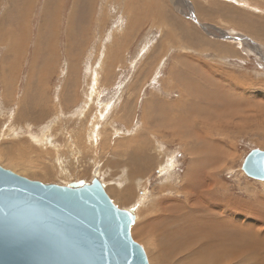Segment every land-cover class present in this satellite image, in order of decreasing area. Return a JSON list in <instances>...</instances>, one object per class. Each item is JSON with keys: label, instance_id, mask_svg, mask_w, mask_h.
<instances>
[{"label": "rangeland", "instance_id": "obj_1", "mask_svg": "<svg viewBox=\"0 0 264 264\" xmlns=\"http://www.w3.org/2000/svg\"><path fill=\"white\" fill-rule=\"evenodd\" d=\"M17 9L0 0V165L61 186L101 180L116 206L135 208L131 234L149 264H264V180L243 170L264 150V0ZM28 86L40 92L25 101ZM198 156L199 184L214 192L197 214L225 219L220 230L241 244L226 257L198 229L181 230ZM213 206L223 211L203 215ZM248 243L257 248L243 251Z\"/></svg>", "mask_w": 264, "mask_h": 264}, {"label": "water", "instance_id": "obj_2", "mask_svg": "<svg viewBox=\"0 0 264 264\" xmlns=\"http://www.w3.org/2000/svg\"><path fill=\"white\" fill-rule=\"evenodd\" d=\"M243 170L264 180V150H252ZM136 216L99 179L61 186L0 165V264H149L131 234Z\"/></svg>", "mask_w": 264, "mask_h": 264}, {"label": "bare ground", "instance_id": "obj_3", "mask_svg": "<svg viewBox=\"0 0 264 264\" xmlns=\"http://www.w3.org/2000/svg\"><path fill=\"white\" fill-rule=\"evenodd\" d=\"M9 1V3L11 4V7L12 8H18L19 9V3H21V2H25V1H27V0H8ZM53 1H57V0H53ZM83 2V1H82ZM81 1H80V3H82ZM85 2V1H84ZM79 4V3H78ZM84 4V3H83ZM82 4V6H84ZM87 5H88V3H87ZM77 6V5H76ZM79 6V5H78ZM77 6V7H78ZM9 7V6H8ZM85 7V6H84ZM79 8V7H78ZM7 9V8H6ZM18 9L16 10V11H18ZM20 9H24V6H20ZM8 10V9H7ZM45 10H49V6H47V9H45ZM44 10V11H45ZM51 10V9H50ZM21 11H24V10H21ZM57 11V10H56ZM8 12V11H7ZM50 12V11H49ZM55 12V11H54ZM76 12V11H75ZM81 12H82V10H81ZM74 13V12H73ZM47 14V13H46ZM77 14V13H76ZM75 15V14H74ZM82 15V14H81ZM48 16V15H47ZM70 16H73L72 15V13H71V15ZM76 16V15H75ZM49 17V16H48ZM80 17H82V16H80ZM84 17V16H83ZM47 19V18H46ZM46 19H44V20H46ZM53 19H54V17H53ZM72 19V18H71ZM48 20V19H47ZM80 20H81V18H80ZM54 21V20H53ZM48 22H49V20H48ZM55 22V21H54ZM78 22H79V20H78ZM46 23V22H45ZM44 23V24H45ZM51 23V22H50ZM50 23H48V24H50ZM55 24V23H54ZM77 24V23H76ZM80 24V23H79ZM45 25H47V24H45ZM44 25V26H45ZM53 25V24H52ZM52 25H51V27H52ZM70 25V24H69ZM78 25V24H77ZM76 25V26H77ZM49 26V25H48ZM46 27V26H45ZM77 27H79V26H77ZM44 28V27H43ZM48 28V27H47ZM50 29V28H49ZM48 29V30H49ZM53 29H54V27H53ZM69 30H71L70 28H69ZM79 31V30H78ZM53 32V31H52ZM54 33V32H53ZM52 33V34H53ZM73 33V32H72ZM71 33V34H72ZM79 33H80V31H79ZM78 33V34H79ZM47 34V37H48V33H46ZM69 35V34H68ZM72 36V35H71ZM72 38V37H71ZM49 39H51V38H49ZM48 39V41H50ZM39 42V41H38ZM42 44V43H41ZM36 50H37V48H36ZM47 60V59H46ZM47 64V63H46ZM46 66V65H45ZM46 68V67H45ZM49 68V67H48ZM47 69V68H46ZM45 69V70H46ZM43 71H44V68H43ZM44 72H46V71H44ZM47 74H49V73H47ZM51 74V73H50ZM50 75H48V76H46V79L48 80V78H50L49 77ZM45 77V76H44ZM45 79V78H44ZM48 82V81H47ZM46 83V82H45ZM46 84H44V86H45ZM43 88V87H42ZM218 88V87H217ZM219 89V88H218ZM40 90V86H38V88H35V89H33V88H30L29 89V86L27 87V89L25 90V93H24V97H25V101H26V99L28 100V98H30L31 99V97H36V94H38V92H40L39 91ZM223 91V90H222ZM225 92V91H224ZM233 92V91H232ZM39 95V94H38ZM208 95V94H207ZM224 95V94H223ZM225 96V95H224ZM38 97V96H37ZM40 97V96H39ZM221 98V97H220ZM46 99V98H45ZM224 99V98H223ZM29 101V100H28ZM21 102V101H20ZM24 102V101H23ZM26 105H27V103L26 104H23V105H21L23 108H22V110H20V113H19V115L20 116H24V112H25V107H26ZM40 114H42V112L40 111ZM21 118V117H20ZM34 118H36V117H34ZM48 134V133H47ZM47 135L45 134V135H43V137L41 138V139H45V138H47L46 137ZM40 139V140H41ZM203 158V157H202ZM199 156H198V159L196 160V162H195V164L190 168V170H189V173L187 174V180H186V189H188V196H189V199H188V201H189V203H188V205H186V204H182L180 207H182V212H183V214L186 216V218H185V220H184V224H183V226H182V228H181V230H190V231H193L194 229H198L199 230V236L200 237H202V238H204L205 240H206V242H205V248H208L209 246H212V245H215V244H217V245H219L218 247L219 248H222L223 250L222 251H220L219 253H217V254H213L216 258H220V257H226V256H228V250H233L234 248H239V247H241V244H237V242H239V241H235L234 243H232L231 241H229L228 239L230 238V235H228L227 234V230L224 228V230H225V232H223V231H221L220 229L221 228H223V226L225 225V219L224 220H221V219H218V221L220 220V223H218L216 220H215V222H212V221H208L209 219H207V220H204L203 218H204V216H202V217H200L199 218V216H198V214H197V212H199V199L200 198H204L203 197V195L204 194H206V193H213L214 192V190H213V188L211 187V186H208V187H202L201 188V185L199 184L200 182H199V176H200V173H199ZM133 166H135V170L134 171H138V168L136 169V165H133ZM211 197H212V194H211ZM206 200V198H204V201ZM207 201H205V203H206ZM190 203H192L193 205L191 206L190 205ZM207 204V203H206ZM211 205V204H210ZM209 207H211V206H209ZM185 208H187V210H185ZM219 208H221V207H218V206H213L211 209H206V208H204L205 210H203L202 211V213H203V215H205V214H208V213H210V212H214L215 214H218L219 212H222L223 211V209L222 210H218L217 211V209H219ZM229 210V209H228ZM197 214V215H196ZM191 215V216H190ZM190 216V217H189ZM191 217H196V218H198V221H199V223L197 222V224L196 225H191V224H189V223H187V220L188 219H190ZM202 220V222H201V224H200V221ZM208 221V222H207ZM186 223H187V226H186ZM198 227V228H197ZM227 228V227H226ZM241 233V232H240ZM234 235H235V233H233ZM238 236V235H237ZM236 238V236L234 237V239ZM233 239V238H232ZM231 239V240H232ZM237 239V238H236ZM221 240V241H220ZM227 240H228V242H231V243H228L227 242ZM232 241H234V240H232ZM242 243V242H241ZM252 243H248V244H245V246H246V248H244L243 249V251H246V250H248V251H250L251 250V252H253V250H255L256 248H257V245H251ZM243 248V247H242ZM250 252V256L248 257V261L249 262H253L254 260H253V256H252V253ZM237 255L238 253L237 252H232V254L231 255ZM230 256V255H229ZM245 264H246V262H244Z\"/></svg>", "mask_w": 264, "mask_h": 264}]
</instances>
